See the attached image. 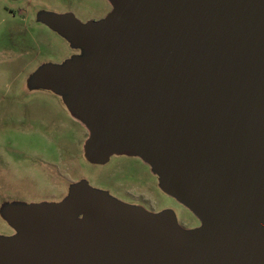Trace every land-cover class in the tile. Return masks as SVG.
I'll return each mask as SVG.
<instances>
[{"label": "water", "instance_id": "1", "mask_svg": "<svg viewBox=\"0 0 264 264\" xmlns=\"http://www.w3.org/2000/svg\"><path fill=\"white\" fill-rule=\"evenodd\" d=\"M108 1L97 22L40 14L81 54L29 85L86 127L87 161L142 160L200 225L80 181L5 206L0 264H264V0Z\"/></svg>", "mask_w": 264, "mask_h": 264}, {"label": "rangeland", "instance_id": "2", "mask_svg": "<svg viewBox=\"0 0 264 264\" xmlns=\"http://www.w3.org/2000/svg\"><path fill=\"white\" fill-rule=\"evenodd\" d=\"M111 11L108 0H0V236H11L13 230L3 216L6 205L53 200L80 181L119 193L123 200L136 194L141 197L137 203L154 213L173 212L184 229L200 224L160 189L158 177L141 160L114 156L104 165L87 161L86 127L60 96L29 85L43 64H61L81 54L39 22L40 14H73L88 23Z\"/></svg>", "mask_w": 264, "mask_h": 264}, {"label": "flooded vegetation", "instance_id": "3", "mask_svg": "<svg viewBox=\"0 0 264 264\" xmlns=\"http://www.w3.org/2000/svg\"><path fill=\"white\" fill-rule=\"evenodd\" d=\"M114 157V156H113ZM117 157H127V156H117ZM128 158H132V157H128ZM138 159V158H137ZM140 160V159H139ZM142 161V160H141ZM143 162V161H142ZM156 185V184H155ZM151 187H152V185H151ZM156 187H158L157 185H156ZM108 192V191H107ZM68 193H69V189L67 190V192L65 193V194H63L61 197L59 196L58 198H53V200H49V201H46V202H54V203H58V202H60V201H62L67 195H68ZM111 196H113V197H115L116 199H118V200H120V201H122V202H124V203H126V204H129V205H134V206H139V207H142V208H144V209H146L147 211H149V212H153V211H150L146 206H144V205H142V204H140V203H137V200H138V197L139 198H141L140 196H138V195H136V194H134V196H136V197H131V199L130 200H123V199H121L120 197H119V193L117 194H111L110 192H108ZM154 213V212H153ZM156 213V212H155ZM200 225V224H199ZM15 232L12 230V234L11 235H13Z\"/></svg>", "mask_w": 264, "mask_h": 264}]
</instances>
